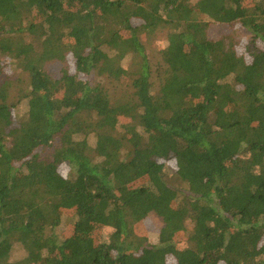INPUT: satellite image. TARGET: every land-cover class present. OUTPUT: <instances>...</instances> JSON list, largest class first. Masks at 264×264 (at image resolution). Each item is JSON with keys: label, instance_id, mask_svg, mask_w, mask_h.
<instances>
[{"label": "trees", "instance_id": "1", "mask_svg": "<svg viewBox=\"0 0 264 264\" xmlns=\"http://www.w3.org/2000/svg\"><path fill=\"white\" fill-rule=\"evenodd\" d=\"M0 264H264V0H0Z\"/></svg>", "mask_w": 264, "mask_h": 264}, {"label": "rangeland", "instance_id": "2", "mask_svg": "<svg viewBox=\"0 0 264 264\" xmlns=\"http://www.w3.org/2000/svg\"><path fill=\"white\" fill-rule=\"evenodd\" d=\"M197 0H192V3H195ZM202 20L205 22H208V20L205 17H202ZM134 25H139V20L133 21ZM228 27L223 24L218 23H209L207 26V31L210 36V38L218 40L225 32L227 31ZM238 29V30H236ZM235 36L237 37L240 45H245L248 40L251 39V34L249 32H246L245 30H241L239 28H235ZM171 32V29L160 27L158 29H155L153 32H143L142 41L146 47L147 54L149 56L151 66L154 72L153 75V83H154V90L158 91L160 89L161 83L163 82V78L165 77V69L163 64V52L168 46V38L169 34ZM125 66L128 65L127 63H124ZM66 66H68L69 70L71 72H74V66L71 61L69 60V63H66ZM51 71V70H50ZM57 70L55 68H52V73L56 76ZM98 81H102L104 86L107 88V90L110 92L111 96L113 98H121L129 93V82L128 80H122V81H114V80H102L99 79ZM19 98V93L17 89H14L13 94L11 96V100L17 102ZM28 109L27 102L23 101L18 106V114L20 116L24 115ZM63 175H66L68 171L64 168L61 169ZM167 173L169 176L173 175L175 173V168L172 166L167 167ZM144 183V181H139L137 185H141ZM63 221L62 224L55 229V232H57L60 236L65 237L70 234L72 231V223L74 222V214L72 211H62L61 212ZM162 227L161 220L155 216L151 215L146 220H144L141 224L137 225L136 232L139 234H142L145 236L146 240L150 242L151 244H157L159 241V233L160 229ZM192 229V223H188V230L190 231ZM95 236L99 237L100 232L97 231ZM185 237L187 235L185 234ZM184 236H181L180 240H184ZM25 256V252L21 249L19 245H16V247L13 250L11 260L17 261L22 259Z\"/></svg>", "mask_w": 264, "mask_h": 264}]
</instances>
